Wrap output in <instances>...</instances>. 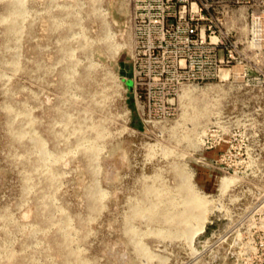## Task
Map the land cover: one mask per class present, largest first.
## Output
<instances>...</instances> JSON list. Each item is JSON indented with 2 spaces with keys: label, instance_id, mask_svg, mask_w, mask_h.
Returning <instances> with one entry per match:
<instances>
[{
  "label": "rangeland",
  "instance_id": "rangeland-1",
  "mask_svg": "<svg viewBox=\"0 0 264 264\" xmlns=\"http://www.w3.org/2000/svg\"><path fill=\"white\" fill-rule=\"evenodd\" d=\"M208 2L218 77L148 116L131 0H0V264H244L264 226V5Z\"/></svg>",
  "mask_w": 264,
  "mask_h": 264
},
{
  "label": "built area",
  "instance_id": "built-area-1",
  "mask_svg": "<svg viewBox=\"0 0 264 264\" xmlns=\"http://www.w3.org/2000/svg\"><path fill=\"white\" fill-rule=\"evenodd\" d=\"M228 11L264 0H220ZM208 0H131L128 19L132 46L134 95L152 116V102L165 113L186 85H201L219 75L218 16ZM154 103V104H155ZM244 264H264V226L255 229Z\"/></svg>",
  "mask_w": 264,
  "mask_h": 264
}]
</instances>
